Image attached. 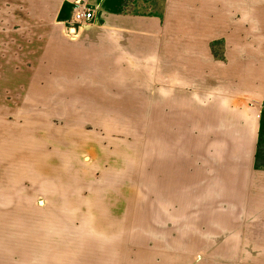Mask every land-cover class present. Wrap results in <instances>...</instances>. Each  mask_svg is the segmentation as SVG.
<instances>
[{"label": "crops", "instance_id": "1", "mask_svg": "<svg viewBox=\"0 0 264 264\" xmlns=\"http://www.w3.org/2000/svg\"><path fill=\"white\" fill-rule=\"evenodd\" d=\"M74 1L0 0V98L29 91L37 106L75 118L66 123L99 122L96 110L72 108L157 116L161 146L143 151L154 193L136 207L135 197H24L1 183L0 251L29 242L30 263L13 264H120L127 249L182 259L191 240L127 244L125 220L142 212L144 227L170 221L175 236H192L184 229H199L200 219L230 227L250 207L262 220L264 114L235 97L264 103L263 0H89L95 20L68 35ZM0 264H8L1 255Z\"/></svg>", "mask_w": 264, "mask_h": 264}, {"label": "rangeland", "instance_id": "2", "mask_svg": "<svg viewBox=\"0 0 264 264\" xmlns=\"http://www.w3.org/2000/svg\"><path fill=\"white\" fill-rule=\"evenodd\" d=\"M89 4L94 7L90 1ZM31 97L29 91L22 90L7 92L6 97L0 98V184L16 189L24 197L41 200L64 195L135 197L136 207L141 206L145 191L149 194L150 190L153 195L154 191L143 180V151L161 146L157 116L143 117L142 109L137 108L119 114L113 108H104L102 112L72 108L71 111H81L82 115L96 110L101 114L99 122L81 117V123H66L65 117L75 118L64 114L63 109L37 106L40 102ZM262 101L256 97H235V102L255 112L262 110L260 115L264 114ZM151 110L158 113V109ZM262 129L264 135V122ZM162 142L165 145V138ZM261 146L264 147V138ZM241 213L244 218L232 220L230 227L219 225L223 221L216 219H200L199 229L191 230L185 228L190 220H182L184 231H193L192 236H175L170 221H162L166 226L160 230L149 225V230L143 225L142 212L136 219L131 214L125 220L127 244L130 241L140 245L146 239L152 247L160 242L174 249L179 243L186 248L191 240L195 248L184 251L182 259H175L176 253L167 251L157 257L152 254L146 260L127 249L119 252L120 264H264V205L262 220H255L251 207L250 212L248 208V213ZM233 223H237L236 228ZM22 236L29 241L26 233ZM19 246L8 241V247H1V258L8 264L30 263L29 242Z\"/></svg>", "mask_w": 264, "mask_h": 264}, {"label": "built area", "instance_id": "3", "mask_svg": "<svg viewBox=\"0 0 264 264\" xmlns=\"http://www.w3.org/2000/svg\"><path fill=\"white\" fill-rule=\"evenodd\" d=\"M96 18V10L86 0H75L71 17L67 20L65 32L68 35H77L84 25Z\"/></svg>", "mask_w": 264, "mask_h": 264}]
</instances>
